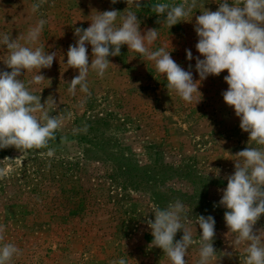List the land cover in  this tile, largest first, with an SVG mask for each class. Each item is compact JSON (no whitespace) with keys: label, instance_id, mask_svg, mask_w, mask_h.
I'll return each instance as SVG.
<instances>
[{"label":"rangeland","instance_id":"1","mask_svg":"<svg viewBox=\"0 0 264 264\" xmlns=\"http://www.w3.org/2000/svg\"><path fill=\"white\" fill-rule=\"evenodd\" d=\"M220 2L196 0L191 15L169 28L152 6L184 0H144L146 6L139 9L126 0H0V35L16 39L39 20L46 21L39 40L29 46H43L56 58L51 68L26 72L21 79L41 96L42 104L53 97L57 108L50 115L65 117L46 148L0 149V225L5 237L0 244L12 243L21 251L11 264H114L121 258L126 264H170L162 249L151 245L146 221H154V208H167L177 200L188 210L193 231L187 264L199 260V215L215 219L216 264H244L246 245H232L234 234L224 220L227 209L214 204L227 186L225 176L234 173V155L259 146L249 141L234 109L223 100L227 70L200 82L202 99L195 105L167 90L153 61L123 45L119 56L108 57L111 64L102 78L89 70L90 95L79 86L75 95L68 92L79 74L66 65L69 45L77 39L75 29H86L98 12L113 9L120 16L134 12L142 34L157 29L149 50L165 48L184 70L191 65L198 81L195 59L187 60L185 50L200 56L195 18L205 8L216 11ZM33 4L40 6L33 11ZM87 49L91 64V45ZM6 56L0 45V71H10L2 60ZM35 74L46 80L29 84ZM213 169H220L219 177L209 172ZM261 228L264 214L254 231ZM182 235L178 231L174 239Z\"/></svg>","mask_w":264,"mask_h":264},{"label":"clouds","instance_id":"2","mask_svg":"<svg viewBox=\"0 0 264 264\" xmlns=\"http://www.w3.org/2000/svg\"><path fill=\"white\" fill-rule=\"evenodd\" d=\"M118 2L111 0L112 4ZM126 3L137 9L146 6L144 0H126ZM218 4L216 11L205 8L195 18L194 31L198 37L195 47L200 56L194 58L191 50H185L187 60L195 59L198 81L193 79L191 65L189 70H184L165 48L149 50L147 45L157 39V29H148L142 34L134 12L120 16V12L113 9L98 12L86 29H75L77 39L69 45L66 65L78 69L79 74L71 80L68 92L75 95L79 86L80 92L90 95L89 70L102 78L111 64L108 57L119 56L123 45L153 61L157 72L167 81V90L174 91L187 103L195 102V105L202 99L200 82L209 75L219 76L227 70L224 81L228 88L222 93L223 100L234 109L240 120L239 127L249 134V141L259 147L248 146L234 155V173L225 176L227 186L214 207L227 209L224 220L229 233L234 234L232 245H246L244 264H264V228L254 231V225L264 214V0H222ZM39 6L33 4V11ZM194 7L196 0L191 3L184 0L179 5L154 4L152 11L157 16L163 15L164 22L171 28L190 16ZM118 17L119 25L116 23ZM45 23V20H39L16 39L8 33L0 35V45L7 51L2 60L10 69L0 71V149L46 148L56 139V131L64 126L65 117L50 115L51 109L57 108L53 97L49 96L42 104L41 96L34 95L21 79L26 72L36 70L38 73L40 69L51 68L56 58L55 52L49 54L43 46H29L39 40ZM87 45H91V64ZM45 80L42 74H35L29 84L38 85ZM197 93L200 99H197ZM79 131L73 129L74 133ZM48 154L52 155L51 151ZM213 170L209 172L219 177L220 169ZM152 213L154 221H146L153 236L151 245L162 249L170 264H187L185 257L193 244V231L188 226L190 221L185 205L177 200L167 208H154ZM196 218V225L201 230L197 264H216L215 219L211 215ZM178 231L183 235L176 240ZM3 233L4 226L0 225V242L5 239ZM20 254L14 244H0V264H11ZM223 255L231 257L232 253L224 252ZM114 264H126V261L121 258Z\"/></svg>","mask_w":264,"mask_h":264}]
</instances>
